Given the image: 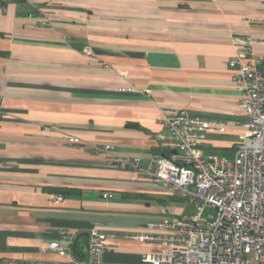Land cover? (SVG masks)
I'll list each match as a JSON object with an SVG mask.
<instances>
[{"label":"crops","instance_id":"obj_1","mask_svg":"<svg viewBox=\"0 0 264 264\" xmlns=\"http://www.w3.org/2000/svg\"><path fill=\"white\" fill-rule=\"evenodd\" d=\"M260 20L264 0L5 1L0 264L87 261L92 229L106 249L89 264H148L143 255L158 247L137 233L191 213L145 175L163 152L160 109L212 121L203 151L233 156L245 127L228 61L245 35L264 61ZM110 157L137 158L140 169H119ZM55 240L66 253L47 248Z\"/></svg>","mask_w":264,"mask_h":264},{"label":"built area","instance_id":"obj_2","mask_svg":"<svg viewBox=\"0 0 264 264\" xmlns=\"http://www.w3.org/2000/svg\"><path fill=\"white\" fill-rule=\"evenodd\" d=\"M5 1L0 0V9ZM38 11L33 6L28 15ZM40 22L47 25L49 18ZM256 43L251 35L241 37L236 41L234 57L228 61L245 127L233 156L203 151L206 133L215 129L212 121L184 110L160 109L163 152L152 156L145 175L177 194L191 213L147 222L135 238L158 249L143 255L145 263L264 264V61L255 55ZM3 116L0 103V118ZM93 148L109 155L112 150L110 145ZM110 159L119 169H140L137 158ZM111 196L102 194L103 198ZM55 200L61 196L56 195ZM47 248L66 253L58 240L49 242ZM105 249L102 235L92 229L85 246L88 260L72 256L69 264L96 263Z\"/></svg>","mask_w":264,"mask_h":264}]
</instances>
